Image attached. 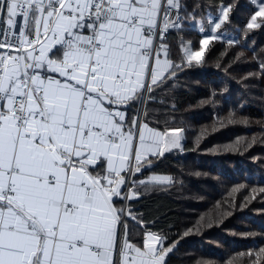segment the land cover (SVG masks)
Segmentation results:
<instances>
[{"label": "snow or ice", "instance_id": "snow-or-ice-1", "mask_svg": "<svg viewBox=\"0 0 264 264\" xmlns=\"http://www.w3.org/2000/svg\"><path fill=\"white\" fill-rule=\"evenodd\" d=\"M252 2L246 30L264 26ZM233 7L209 16L211 33ZM194 18L182 0H0V264H167L178 241L145 231L134 243L129 221L144 222L128 201L170 182L135 178L150 157L182 150L183 129L147 105L221 39L182 41L173 60L167 34Z\"/></svg>", "mask_w": 264, "mask_h": 264}, {"label": "trees", "instance_id": "trees-1", "mask_svg": "<svg viewBox=\"0 0 264 264\" xmlns=\"http://www.w3.org/2000/svg\"><path fill=\"white\" fill-rule=\"evenodd\" d=\"M182 2L195 18L167 34L177 62L182 41L201 50L211 33L209 15L217 16L221 5L234 7L211 33L221 39L210 40L204 60L183 67L147 105L158 126L183 129L182 150L150 157L151 168L136 175H167L170 183L141 187L128 201L144 222L129 221L130 238L138 243L151 231L169 244L178 241L167 264H252L264 249V26L246 30L258 10L252 0ZM139 107H130L129 117Z\"/></svg>", "mask_w": 264, "mask_h": 264}, {"label": "crops", "instance_id": "crops-1", "mask_svg": "<svg viewBox=\"0 0 264 264\" xmlns=\"http://www.w3.org/2000/svg\"><path fill=\"white\" fill-rule=\"evenodd\" d=\"M213 16V15H212ZM218 17L221 18V11H219V14L217 16H214V21L218 20ZM216 19V20H215ZM182 139H183V135H182ZM181 144H182V140H181ZM174 150V149H173ZM153 175H149L148 177H146L143 180H147L149 177H151ZM155 176H161V177H168L167 175H155ZM169 178V177H168ZM170 182H165V183H160V184H169Z\"/></svg>", "mask_w": 264, "mask_h": 264}, {"label": "rangeland", "instance_id": "rangeland-1", "mask_svg": "<svg viewBox=\"0 0 264 264\" xmlns=\"http://www.w3.org/2000/svg\"><path fill=\"white\" fill-rule=\"evenodd\" d=\"M259 2H264V0H258V3ZM255 6H256V4H255ZM257 7V6H256ZM209 16H211V18L214 20V16H212V15H209ZM218 19H220L219 17H218ZM216 20V19H215Z\"/></svg>", "mask_w": 264, "mask_h": 264}]
</instances>
